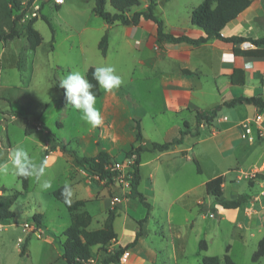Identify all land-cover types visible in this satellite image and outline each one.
<instances>
[{
	"label": "crops",
	"instance_id": "1",
	"mask_svg": "<svg viewBox=\"0 0 264 264\" xmlns=\"http://www.w3.org/2000/svg\"><path fill=\"white\" fill-rule=\"evenodd\" d=\"M155 1L157 5V0ZM200 1L197 0L196 3L188 5L184 14H178L172 19L160 17L164 31L174 36L186 35L190 38L202 36L203 31L190 22V11ZM147 2L148 0H143V5L139 7V1V5L131 7L126 14L130 16L135 11L145 10ZM62 3L63 1L60 4ZM31 4H37V0ZM60 4H56V8ZM92 13L94 14L92 17H99L93 11ZM96 23V32L93 31L88 38L80 41L81 47L85 48L90 45L91 48L99 51L98 41L106 32V54L104 56L100 54L103 61L107 62L111 54L115 60H129L130 63L128 62L127 66L122 67L123 78H121L123 83L118 89L107 92L99 87L100 95L96 97V107L100 110L104 122L102 126L94 129L96 137L91 140L92 153L86 155V153L80 154L74 151L84 156H95L99 151H105L112 157V160H123L125 154L132 147H138L139 183L137 190L142 180V170L145 169V187L148 191L140 193L150 204V210L146 214L145 207L135 198H128L120 187L110 188L102 181L99 183L90 181V174L84 167L75 165L72 157L57 146L53 148L56 143L53 138H57L48 129L43 131L47 139L44 141L41 150L42 159L49 164L58 155L66 158L69 166L68 181L62 185L71 186L73 194L68 198L70 202L83 201V204L74 211H86L91 217V222L95 219V225L91 226L90 222L89 229L101 227L109 212L112 213L113 229L117 236L115 240L111 241L109 248L125 246L135 240L134 244L127 249L129 257L125 264H186L185 260L190 252L196 253L195 262L200 264L199 261L202 256H211L209 244L202 235L196 242L192 241L189 245L185 229H192L197 223L200 224L207 218L206 214L211 205L204 208L200 205L202 202L205 204L210 202L209 195L205 191L207 180L223 175V195L226 198L236 196L231 193L229 195L224 193L227 169L219 170L211 178H202L197 183L187 187L184 194H189L192 201L185 207L191 211L192 217L190 219L185 218L182 223L168 222L166 228H163L162 221L155 212L156 207L160 210L161 206H157L152 199L154 187L157 184L158 166L168 163L171 159L176 163L178 161L177 154L184 155L188 150H191L192 147L185 148L183 146L184 143L193 141V138H195L193 144L207 143L213 150L217 149L221 155L230 151L232 147L240 154L247 155L250 149L256 146L257 142H260L261 152L256 158L258 160L255 167L261 164L264 155V140L256 137L252 141L242 139L241 130L238 126L240 122L252 118L259 109L252 104L243 102L234 105H226V103L238 96H258L264 102V45L256 46L248 40L233 44L216 39L208 40L199 45L186 42L171 43L166 40H158L156 25L142 17L137 24H107L102 19ZM90 28V26L85 25L82 29ZM221 35L253 39L264 37V0H250L247 8L224 25L221 29ZM234 48L246 50L248 54H235ZM233 69H241L244 72L243 84L231 83L229 76ZM135 72L137 75H134ZM146 87H150L148 92L151 96L145 99L142 90ZM243 109H247L250 114L243 115ZM197 112L206 116L209 121L206 122L202 119L196 127L195 114ZM134 117L139 119L141 127L139 141L134 140L133 130L128 126ZM125 125L127 126L124 127ZM198 127L201 128L199 132ZM194 128H197L196 133L193 132ZM181 131L186 133L182 136L179 145L161 152L151 149V143L170 141L177 137ZM239 137L246 143L252 144L254 142L253 146L243 149ZM57 140L64 142L62 139ZM46 147L50 148L44 152ZM170 155H174V157L169 158ZM162 157L166 158L161 159ZM180 158L183 157L180 155ZM197 161L199 163L198 159ZM164 175L171 176L172 173L165 170ZM113 196H119L120 199L119 202L111 206ZM248 200L235 209H224L216 206L219 221H226L228 225L234 221L238 223V228H244L245 233L241 234L240 232L239 236L241 255L234 251L230 243H225L223 247V253L227 252L237 264L252 263L251 255L257 248L258 241L264 236V203L250 202V197ZM62 205L65 210L61 213V217L58 216L56 223L58 231L54 234L62 237L63 241L62 233L70 224V211L64 203ZM120 212L123 213V218L116 226L115 222L116 219H119ZM41 215L42 226L40 229L47 232L46 217ZM226 215L233 217L228 218ZM237 216L240 220L237 219ZM144 217L146 220L140 227L138 221ZM60 218H62L61 222H59ZM138 230L141 231V234L136 238ZM49 237L52 241L54 240L53 237ZM255 238L254 243L252 240ZM201 239L206 242L205 250L199 249ZM248 239L251 240L252 247L249 252L243 254ZM95 247L97 246L93 248ZM259 263L264 264V255L260 257Z\"/></svg>",
	"mask_w": 264,
	"mask_h": 264
},
{
	"label": "rangeland",
	"instance_id": "2",
	"mask_svg": "<svg viewBox=\"0 0 264 264\" xmlns=\"http://www.w3.org/2000/svg\"><path fill=\"white\" fill-rule=\"evenodd\" d=\"M2 1L0 0V30L6 31L8 21L20 14V18L14 25L16 29H19L20 36L12 40H0V164L7 163L9 166L8 173L0 175V188L17 189L22 194L11 206L15 218L10 222L0 221V264H67L61 257L59 249L62 237L54 234L58 231L56 227L58 216L61 217L65 208L52 196L51 191L68 181L69 166L66 158L60 155L54 157L49 164L44 162L41 150L47 138L43 131L50 130L54 137L62 139L76 152L90 155L93 151L91 140L96 137L95 128L82 119L81 112L62 100L59 81L70 72H80L85 76L88 67L100 65L113 66L116 74L123 78L122 67L127 66L130 61L115 60L110 54L108 61L104 62L95 48H91L90 45L81 47L80 41L88 38L93 31L96 32V22L101 20L97 16L92 17L94 16L93 0H63L58 8L54 0H37V4L41 7L33 26L42 40L35 50L28 49L23 33V25L29 20L24 18V15L30 13L32 6H26V0H21L23 10L11 12L8 20L3 15ZM139 1V7H141L143 0ZM196 1L157 0L154 15L157 18L172 19L178 14H184L186 7ZM105 9L109 12L113 11L108 4L105 5ZM85 25L91 28L83 30ZM134 75H137V72ZM149 89L150 87H146L142 90L145 99L151 96ZM242 114L250 113L247 109H243ZM27 122L37 126V130L28 135L24 132ZM195 129H193L194 133L197 132ZM200 130L201 128L198 127V132ZM239 140L243 149L254 144V142L246 143L240 137ZM194 142L195 138L189 143H184L183 147L192 148L184 155L177 154L176 163L171 159L168 163L158 166L157 184L154 187L152 199L157 206H161L160 210L156 207L155 212L162 221L163 228H166L168 222L182 223L185 218L190 219L191 211L185 206L189 205L192 198L189 194H184V190L202 178H211L224 168L227 169V181L224 184L226 195L245 192L249 195L250 202L264 203L261 187L248 174L256 166L258 160L256 158L261 152L260 142H257L247 155L240 154L233 147L221 155L217 149L213 150L207 143L193 144ZM16 148H23L38 165L41 163L45 165L44 175L39 180L29 177V185L25 190L21 189L15 169L11 165V156ZM49 148L46 147L44 152H47ZM180 155L183 158H180ZM168 157L173 158L174 155ZM192 158L199 160L201 172H197ZM113 161L122 160L114 159ZM165 170H169L172 175L165 176ZM142 173L139 192L148 191L145 187V169ZM89 180L99 183L91 175ZM45 182L50 184L47 189L41 187ZM115 186L120 187L114 181L108 184L110 188ZM9 193L8 190L6 192L0 190V195ZM209 198V204L204 202L200 204L202 208L215 205L213 198L210 196ZM247 202L249 204V200ZM38 213L46 217L48 233L40 229L42 218L39 226L31 220V217ZM206 216L205 221L197 223L192 229H185L189 245L190 242H196L204 235L209 244L210 255L221 256L225 243H230L234 251L241 255L239 236L240 232L245 233L244 228H238V223L234 221L231 225H228L226 221H219V217L213 216L210 210ZM226 217L233 216L226 215ZM122 218L123 213L120 212V217L115 222L116 226ZM61 221L62 218L59 219V222ZM25 223L28 226H25ZM93 225H95V219L91 222V226ZM48 235L54 240L52 241ZM255 241L256 238L252 240L254 243ZM107 246L93 248L92 254H98L100 261L104 255L114 250ZM251 247V240L248 239L243 254L249 252ZM128 257L129 253L126 261L118 264H125ZM196 258L195 252L188 253L186 264H196Z\"/></svg>",
	"mask_w": 264,
	"mask_h": 264
},
{
	"label": "trees",
	"instance_id": "3",
	"mask_svg": "<svg viewBox=\"0 0 264 264\" xmlns=\"http://www.w3.org/2000/svg\"><path fill=\"white\" fill-rule=\"evenodd\" d=\"M34 0H26V6ZM94 5L92 11L98 15L107 24L118 23L122 25L127 24H137L139 19L142 17L144 19L152 21L156 25V37L158 40H166L171 43L186 42L192 45H199L208 40L216 39L223 42L229 43H240L244 40L250 41L256 46L264 45V37L253 39L244 38L237 36L224 37L221 35V29L224 25L234 19L240 12L247 8L250 4V0H201L200 3L192 8L190 11V22L203 31V35L198 38H190L186 35L174 36L170 33L164 31L163 22L160 18L154 15V8L156 5L155 0H148L145 10L135 11L130 16L126 14L131 7L138 6L139 0H93ZM109 4L114 10L109 12L105 9V5ZM3 15L10 18L11 12H16L23 10L21 0H3L1 2ZM20 18V14L14 16L13 19L8 21L7 30H0V40H12L20 36L19 29L15 28L16 21ZM37 17L29 19L23 25V33L26 37L27 45L29 50H35L41 43V36L39 32L34 28L33 24ZM98 49L102 56L106 54L107 50V33L105 32L98 41ZM235 54L247 55L248 51L240 50L237 48L233 49ZM94 67L90 66L85 72V78L94 85L92 91L95 93L96 97L100 95L99 85L93 78L92 72ZM244 72L241 69H233V72L229 76L231 83L241 85L243 84ZM239 76V77H237ZM60 87V86H59ZM62 100L66 101L65 90L61 88ZM243 102L247 104H252L258 109H264V102L258 96L251 97H234L226 105H234L236 103ZM204 119L206 122L209 119L206 116H202L198 112L195 114L196 127L199 122ZM59 125V124H58ZM128 126L133 130L134 140L139 141L141 138V127L138 118H132L131 123ZM37 126L31 122L25 124L24 132L26 135L36 131ZM197 129V128H196ZM185 131H181L179 135L170 141L165 142H153L151 143V149L157 151H165L179 145L182 141V136ZM56 143L53 146L58 147L63 152L68 153L75 165L84 167L88 173L96 177L98 181H102L105 185L112 183L113 177L117 172L113 169L112 157L105 151H99L95 156H84L79 155L74 150L68 147V145L60 140L53 138ZM136 155L134 172L132 173V178L130 182V190L127 194L128 198H135L139 203H141L145 209L146 214L150 210V204L145 200V197L137 190L139 183V173H138V147H132L125 155L128 156L131 152ZM197 172H200V165L195 158H192ZM17 179L20 182L21 189L25 190L28 187V177H23L17 175ZM224 182V176L218 175L205 182L206 194L213 198L215 205H218L224 209H235L240 207L249 199L247 193L237 194L235 197L226 198L222 192V184ZM65 185H61L52 191V195L58 201L64 203L67 209L70 211V224L63 231L62 235L64 240L60 242L59 249L61 257L67 264H88L87 260L93 255L92 250L94 246L105 247L111 243V241L116 239V233L113 229V215L109 212L104 224L95 229H89V224L91 222V217L86 211L75 212L79 205L83 204V201L70 202L66 200L64 196L61 195L62 189ZM1 191L10 192L8 195H0V221L10 222L15 218V213L11 210V206L14 204L16 199L22 194L20 190L17 189H6L4 187L0 188ZM215 205L210 206L208 210L211 211L213 216L217 215V209ZM42 215L35 214L31 217V220L35 225L39 226L41 222ZM146 220V217L138 221L141 224ZM141 234L138 230L136 233V238ZM135 241V240H134ZM134 241L125 245L117 246L111 253H107L100 260L101 264H118L120 256L126 251ZM207 247L206 242L201 239L199 241V249L205 250ZM264 255V236L258 241L257 248L251 255V264H260L259 259ZM200 264H237L224 252L221 257L211 255L202 256Z\"/></svg>",
	"mask_w": 264,
	"mask_h": 264
},
{
	"label": "clouds",
	"instance_id": "4",
	"mask_svg": "<svg viewBox=\"0 0 264 264\" xmlns=\"http://www.w3.org/2000/svg\"><path fill=\"white\" fill-rule=\"evenodd\" d=\"M96 83L107 92L118 89L123 81L116 74V69L111 65L95 66L92 72ZM60 87L65 90L67 102L82 113V119L93 128L103 125V117L96 107V95L92 91L94 85L90 83L80 72H70L59 81ZM11 165L15 173L23 177H35L40 179L45 173L44 163L37 164L23 148L14 149L11 156ZM9 166L7 163L0 164V175L7 174ZM43 189L50 187L45 182L41 185ZM71 186L66 184L61 195L67 200L72 196Z\"/></svg>",
	"mask_w": 264,
	"mask_h": 264
},
{
	"label": "built area",
	"instance_id": "5",
	"mask_svg": "<svg viewBox=\"0 0 264 264\" xmlns=\"http://www.w3.org/2000/svg\"><path fill=\"white\" fill-rule=\"evenodd\" d=\"M63 0H54L55 4H60ZM32 9L30 13H25L24 18L31 19L33 17H38L39 14V4H30ZM240 127V136L242 139L247 141H252L255 137L264 140V109H259V111L249 119H246L238 124ZM136 155L132 151L128 156L122 161H117L113 163V169L117 174L113 177V181L118 183L121 189L124 191V194H128L130 190V182L132 178V173L134 172ZM249 177L254 179V181L261 187V192L264 194V155L261 164L251 170ZM96 178V177H95ZM119 196H113L111 199V206L119 202ZM25 226H28L26 223ZM109 248V245L107 246ZM111 249V248H109ZM128 251L120 256L119 262L126 261ZM88 264H101L99 261L98 254L92 255L88 260Z\"/></svg>",
	"mask_w": 264,
	"mask_h": 264
}]
</instances>
